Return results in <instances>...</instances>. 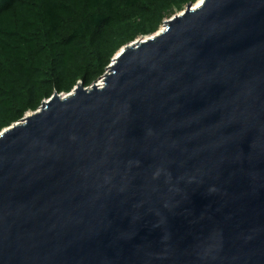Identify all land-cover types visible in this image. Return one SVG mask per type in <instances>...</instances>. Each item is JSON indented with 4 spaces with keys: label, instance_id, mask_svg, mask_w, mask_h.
Wrapping results in <instances>:
<instances>
[{
    "label": "water",
    "instance_id": "water-1",
    "mask_svg": "<svg viewBox=\"0 0 264 264\" xmlns=\"http://www.w3.org/2000/svg\"><path fill=\"white\" fill-rule=\"evenodd\" d=\"M195 5L0 132V264H264V0Z\"/></svg>",
    "mask_w": 264,
    "mask_h": 264
},
{
    "label": "trees",
    "instance_id": "trees-1",
    "mask_svg": "<svg viewBox=\"0 0 264 264\" xmlns=\"http://www.w3.org/2000/svg\"><path fill=\"white\" fill-rule=\"evenodd\" d=\"M199 0H0V132L97 83L124 46Z\"/></svg>",
    "mask_w": 264,
    "mask_h": 264
},
{
    "label": "bare ground",
    "instance_id": "bare-ground-1",
    "mask_svg": "<svg viewBox=\"0 0 264 264\" xmlns=\"http://www.w3.org/2000/svg\"><path fill=\"white\" fill-rule=\"evenodd\" d=\"M201 2H202V0H199V1L196 3V5H195L194 9L198 8V7L200 6ZM98 86H99V87H101V86H102V81H101V82H99ZM29 115H30V113H29Z\"/></svg>",
    "mask_w": 264,
    "mask_h": 264
},
{
    "label": "rangeland",
    "instance_id": "rangeland-1",
    "mask_svg": "<svg viewBox=\"0 0 264 264\" xmlns=\"http://www.w3.org/2000/svg\"><path fill=\"white\" fill-rule=\"evenodd\" d=\"M178 14H179V13H178ZM175 15H177V14H175ZM172 17H173V16H172ZM169 19H170V18H169ZM169 19H167V20H169ZM161 28H162V27H160V29H161ZM160 29H159V30H160ZM159 30H158V31H159Z\"/></svg>",
    "mask_w": 264,
    "mask_h": 264
},
{
    "label": "built area",
    "instance_id": "built-area-1",
    "mask_svg": "<svg viewBox=\"0 0 264 264\" xmlns=\"http://www.w3.org/2000/svg\"><path fill=\"white\" fill-rule=\"evenodd\" d=\"M100 81H98L97 83H99Z\"/></svg>",
    "mask_w": 264,
    "mask_h": 264
}]
</instances>
